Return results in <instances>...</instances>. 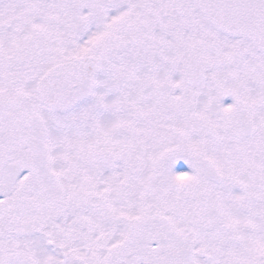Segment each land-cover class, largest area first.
Masks as SVG:
<instances>
[{
  "label": "snow or ice",
  "instance_id": "6c2138e0",
  "mask_svg": "<svg viewBox=\"0 0 264 264\" xmlns=\"http://www.w3.org/2000/svg\"><path fill=\"white\" fill-rule=\"evenodd\" d=\"M0 264H264V0H0Z\"/></svg>",
  "mask_w": 264,
  "mask_h": 264
},
{
  "label": "flooded vegetation",
  "instance_id": "af4514ba",
  "mask_svg": "<svg viewBox=\"0 0 264 264\" xmlns=\"http://www.w3.org/2000/svg\"><path fill=\"white\" fill-rule=\"evenodd\" d=\"M225 102H226V103H230V102H231V101H230V98L227 99ZM182 167H183L184 169H187V166H186V165H183V163H182Z\"/></svg>",
  "mask_w": 264,
  "mask_h": 264
}]
</instances>
